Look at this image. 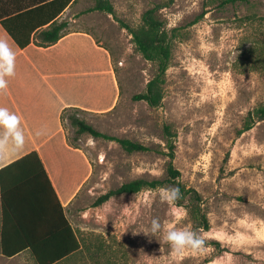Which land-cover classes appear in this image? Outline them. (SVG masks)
<instances>
[{"label":"rangeland","instance_id":"obj_1","mask_svg":"<svg viewBox=\"0 0 264 264\" xmlns=\"http://www.w3.org/2000/svg\"><path fill=\"white\" fill-rule=\"evenodd\" d=\"M78 1L65 19L78 18L72 28L90 29L109 49L120 98L108 112H64L67 139L85 150L93 173L66 207L81 249L57 264H168L169 245L143 230L153 218L176 223L158 195L174 185L95 202L136 178L165 179L170 140L179 179L201 193L210 224L198 227L188 207L177 204L186 213L179 226L201 230L207 240L203 253L187 251L173 264H264V119L244 130L250 111L264 104V0H111L116 16L89 11L94 0ZM157 4L172 36V56L162 103L154 107L133 96L146 90L156 64L143 57L119 20L136 25ZM73 113L150 149L128 152L115 140L77 137L68 119ZM0 264L37 263L30 251L13 258L0 251Z\"/></svg>","mask_w":264,"mask_h":264},{"label":"trees","instance_id":"obj_2","mask_svg":"<svg viewBox=\"0 0 264 264\" xmlns=\"http://www.w3.org/2000/svg\"><path fill=\"white\" fill-rule=\"evenodd\" d=\"M34 1L37 4H18L8 7L5 11L1 9L0 4L1 23L22 48L32 41L39 46L55 43L64 35L68 25L66 21L57 22L56 17L71 0ZM217 1V5H225L248 0ZM159 7L157 4L148 8L136 25L119 20L122 27L129 30L136 48L143 57L156 64V72L149 80L146 90L133 96L135 100H146L154 107L162 103L164 75L172 56V36L165 22L157 14ZM88 10L116 16L115 6L111 0H94V4ZM4 13L12 16H4ZM47 24L49 26L37 31L35 37L31 36L35 29ZM67 110L85 111L75 107L65 109L62 113L63 123L64 112ZM68 119L76 127L77 137L89 133L94 137L115 140L128 152L150 149L139 141L104 133L76 113L70 114ZM262 119L264 104L250 111L244 130L250 129L254 122ZM169 145L171 152L165 179L130 180L100 195L95 205L102 204L115 195L137 193L147 187L155 188L169 183L180 189L181 198L176 204L186 205L197 226L209 229V220L203 209V197L197 189L188 187L180 181L181 172L174 164L175 144L170 140ZM0 211V250L5 257L10 258L30 251L37 264H57L81 249V241L66 214V207L62 204L37 151H31L0 168Z\"/></svg>","mask_w":264,"mask_h":264},{"label":"crops","instance_id":"obj_3","mask_svg":"<svg viewBox=\"0 0 264 264\" xmlns=\"http://www.w3.org/2000/svg\"><path fill=\"white\" fill-rule=\"evenodd\" d=\"M35 2L0 0L4 11ZM74 4L82 2L71 0L56 17L57 22L66 21L68 25L64 35L49 46L32 41L20 47L0 20V39L7 40L16 53L15 74L5 77L7 88L0 89V107L20 117L17 130L24 138L19 151L0 150V168L37 151L65 207L75 202L93 173V165L84 149L69 143L63 111L75 107L88 112H108L120 98V84L109 49L98 42L90 29L72 28L78 18L70 17V22L65 19ZM6 14L3 15L12 16ZM48 26L38 27L31 36ZM0 140H7L9 147L15 144L13 135L3 126Z\"/></svg>","mask_w":264,"mask_h":264},{"label":"clouds","instance_id":"obj_4","mask_svg":"<svg viewBox=\"0 0 264 264\" xmlns=\"http://www.w3.org/2000/svg\"><path fill=\"white\" fill-rule=\"evenodd\" d=\"M16 53L10 47L7 40L0 39V89L7 88L5 77L15 74ZM20 125V117L10 112L5 107H0V126H3L14 137L15 144L9 147L7 140H0V150L17 152L24 145V138L17 130ZM160 201L169 205V215L175 220L173 223H162L159 218H153L150 229L143 230L146 234L155 235L162 243H167L171 249V259L168 264L190 251L193 254L203 253L206 249L207 236L201 230H194L190 226H179L186 216L180 211L176 202L181 198L179 187L160 188ZM163 233L161 238L160 233Z\"/></svg>","mask_w":264,"mask_h":264}]
</instances>
